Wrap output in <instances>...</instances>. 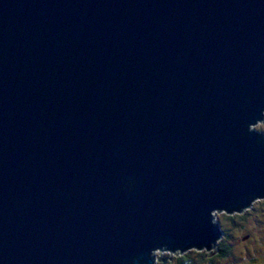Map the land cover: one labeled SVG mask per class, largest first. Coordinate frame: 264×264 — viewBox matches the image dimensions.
<instances>
[{
  "label": "water",
  "instance_id": "1",
  "mask_svg": "<svg viewBox=\"0 0 264 264\" xmlns=\"http://www.w3.org/2000/svg\"><path fill=\"white\" fill-rule=\"evenodd\" d=\"M263 116L264 0H0V264L214 249Z\"/></svg>",
  "mask_w": 264,
  "mask_h": 264
},
{
  "label": "rangeland",
  "instance_id": "2",
  "mask_svg": "<svg viewBox=\"0 0 264 264\" xmlns=\"http://www.w3.org/2000/svg\"><path fill=\"white\" fill-rule=\"evenodd\" d=\"M252 130L264 135V116L262 121H258ZM233 215H243V220L234 221L233 225L227 217ZM212 222L221 230L220 236L215 242V245L209 243V246H214V253H218V249L225 243L233 249L231 256L222 262L216 257L217 264H264V199L255 198L248 203V206L243 208L241 213L232 215L226 214L224 211L212 213ZM209 250V249H208ZM199 250L188 249L183 253ZM205 251V249L201 250ZM206 252V251H205ZM179 253L156 252L155 257L165 258V264H172ZM180 255V254H179ZM234 258H236L234 261ZM155 260L156 264H164L161 261ZM172 262V263H170ZM208 264V263H206Z\"/></svg>",
  "mask_w": 264,
  "mask_h": 264
},
{
  "label": "trees",
  "instance_id": "3",
  "mask_svg": "<svg viewBox=\"0 0 264 264\" xmlns=\"http://www.w3.org/2000/svg\"><path fill=\"white\" fill-rule=\"evenodd\" d=\"M243 215H233V216H229L227 217V219L229 220V222H231L232 226L234 221L236 220H243ZM235 224V223H234ZM218 253L215 254L213 256L212 252H205V251H189L186 253H183L175 258L172 264H217L216 263V257L219 260L218 262L222 261L224 262L228 256H231L233 253V249L230 248V246H228L227 244H223L221 248L218 249ZM235 256H233V260L234 261L236 258H234Z\"/></svg>",
  "mask_w": 264,
  "mask_h": 264
},
{
  "label": "bare ground",
  "instance_id": "4",
  "mask_svg": "<svg viewBox=\"0 0 264 264\" xmlns=\"http://www.w3.org/2000/svg\"><path fill=\"white\" fill-rule=\"evenodd\" d=\"M240 221V220H239ZM242 221V220H241ZM241 221H240V223H241ZM211 222H212V220H211ZM212 224H214L213 222H212ZM190 249H195V248H190ZM214 249H212V248H210L209 250H207V252H212V253H214V251H213Z\"/></svg>",
  "mask_w": 264,
  "mask_h": 264
}]
</instances>
